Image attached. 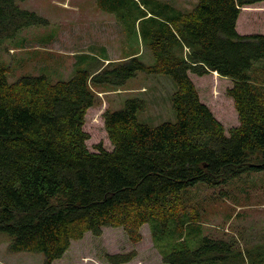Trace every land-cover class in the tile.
<instances>
[{
  "label": "trees",
  "instance_id": "trees-1",
  "mask_svg": "<svg viewBox=\"0 0 264 264\" xmlns=\"http://www.w3.org/2000/svg\"><path fill=\"white\" fill-rule=\"evenodd\" d=\"M17 1L0 0V41L47 22ZM131 1L152 64L134 55L103 61L90 73L77 69L67 80L8 82L0 63V232L9 250L41 252L43 264H51L86 232L120 226L137 242L147 223L168 264H264L262 243L251 249L209 237L186 207L198 183L214 187L264 169V33L236 28L241 8L264 0H196L175 14L158 0ZM139 71L171 77L176 120L142 123L137 111L144 100L127 98L102 114L111 149L97 143L89 150L83 126L96 89L122 86ZM211 71L232 81L226 94L239 122L229 134L189 77ZM108 259L120 264L131 257Z\"/></svg>",
  "mask_w": 264,
  "mask_h": 264
},
{
  "label": "rangeland",
  "instance_id": "rangeland-1",
  "mask_svg": "<svg viewBox=\"0 0 264 264\" xmlns=\"http://www.w3.org/2000/svg\"><path fill=\"white\" fill-rule=\"evenodd\" d=\"M127 1L116 5L108 0L17 1L20 8L35 12L47 22L23 28L14 38L0 41V63L7 67L8 82L38 75L55 82L69 79L77 69L93 72L103 63L100 60L105 48L110 54L124 52L126 47H135L136 36L142 50L139 58L145 64H152L154 56L139 36L136 18L141 13L135 2ZM158 1L173 8L169 9L170 14L187 11L196 2ZM137 5L140 9V2ZM236 28L240 33H264V1L243 7ZM189 77L200 100L229 134L239 122L233 99L226 94L232 81L215 71L201 76L189 72ZM175 88L169 75L139 71L122 86L96 89V103L88 108L83 126L90 135L86 141L88 149L95 150L97 143L111 149L102 114L106 109L121 108L130 97H139L145 102L144 110L137 111L140 122L150 126L174 122L176 114L171 95ZM186 200V207L199 216L196 220L200 221L203 234L224 241L236 239L251 249L254 244L262 243L259 246L264 249V169L241 172L235 179L214 187L198 183L187 192ZM140 234L141 239L134 242L120 226L103 227L100 235L86 232L51 264H114L108 259L110 254L131 257L120 264H168L154 245L147 223L141 226ZM9 242L7 234L0 232V264H43V253L11 252Z\"/></svg>",
  "mask_w": 264,
  "mask_h": 264
},
{
  "label": "crops",
  "instance_id": "crops-1",
  "mask_svg": "<svg viewBox=\"0 0 264 264\" xmlns=\"http://www.w3.org/2000/svg\"><path fill=\"white\" fill-rule=\"evenodd\" d=\"M236 27H237V23H236ZM136 38H137V41H136L135 47H133V46H132V48L126 47V48H124L125 49L124 52H123V50H120L118 54H113V53L110 54L109 51L105 48L104 56L101 58L100 61L107 62L108 60H122V59H126L130 56L140 55L142 50H140V48H139V39L137 36H136ZM99 67L100 66H98L94 71L98 70Z\"/></svg>",
  "mask_w": 264,
  "mask_h": 264
}]
</instances>
